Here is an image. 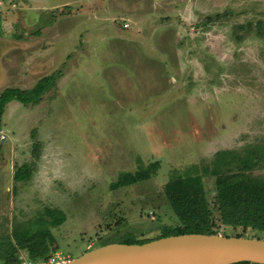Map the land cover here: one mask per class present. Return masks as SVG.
Listing matches in <instances>:
<instances>
[{"label":"rangeland","instance_id":"1","mask_svg":"<svg viewBox=\"0 0 264 264\" xmlns=\"http://www.w3.org/2000/svg\"><path fill=\"white\" fill-rule=\"evenodd\" d=\"M48 76L56 83L39 103L11 100L0 120L1 233L45 207L63 211L40 264L129 233L172 236V171L264 150V0H0V94ZM156 161L150 179L110 188ZM25 163L32 177L16 182ZM204 188L213 201L215 178ZM219 222L218 235L264 239Z\"/></svg>","mask_w":264,"mask_h":264},{"label":"trees","instance_id":"2","mask_svg":"<svg viewBox=\"0 0 264 264\" xmlns=\"http://www.w3.org/2000/svg\"><path fill=\"white\" fill-rule=\"evenodd\" d=\"M54 76L42 78L32 89H7L0 94V120L8 102L17 100L24 105L37 104L47 90L54 86ZM39 143L32 148V156L39 159ZM34 163L20 166L14 175L19 183L28 182ZM160 169L158 161L141 166L136 172H123L110 185L112 190L129 187L150 179ZM264 169V150L250 149L244 155L233 151H219L210 165H193L183 171L174 170L164 186L168 206L179 223V234L218 235L217 222L232 229L242 228L264 232V175L254 176ZM215 178V195L210 201L205 177ZM218 219H217V215ZM63 211L45 207L36 217L17 223L10 235L0 231V264H22L20 255L31 262L47 261L52 252V228L64 224ZM231 237L230 235H225ZM236 237H245L236 234ZM167 236H160L152 240ZM152 240H138L129 233L113 243L143 244ZM256 264V263H238Z\"/></svg>","mask_w":264,"mask_h":264},{"label":"water","instance_id":"3","mask_svg":"<svg viewBox=\"0 0 264 264\" xmlns=\"http://www.w3.org/2000/svg\"><path fill=\"white\" fill-rule=\"evenodd\" d=\"M264 264V239L179 234L143 244L110 243L62 264Z\"/></svg>","mask_w":264,"mask_h":264},{"label":"built area","instance_id":"4","mask_svg":"<svg viewBox=\"0 0 264 264\" xmlns=\"http://www.w3.org/2000/svg\"><path fill=\"white\" fill-rule=\"evenodd\" d=\"M128 25H125V28H127ZM65 263V261H63L61 258L59 257H53L52 259H50V261L44 263V264H62ZM23 264H40V262H31V261H25Z\"/></svg>","mask_w":264,"mask_h":264}]
</instances>
